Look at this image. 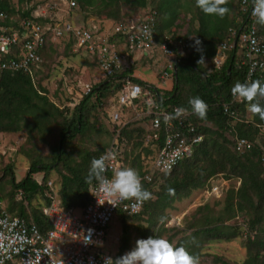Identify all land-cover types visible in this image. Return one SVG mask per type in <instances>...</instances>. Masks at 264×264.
Segmentation results:
<instances>
[{
  "label": "trees",
  "instance_id": "1",
  "mask_svg": "<svg viewBox=\"0 0 264 264\" xmlns=\"http://www.w3.org/2000/svg\"><path fill=\"white\" fill-rule=\"evenodd\" d=\"M73 1L80 9L89 10L91 17H98V24H104L105 21L127 22L132 17H124L122 10L136 15L144 12L145 8L152 7L149 10L156 13L153 38L157 45L172 27L180 30L184 23L185 33H177L176 37L186 44L181 54H175L171 89L159 90L132 77L135 65L146 66L152 60V55L142 56L140 60L128 65L116 80L103 78L100 83L90 87L89 92L82 95L69 111L59 110L49 102L43 94L44 89L37 84L38 80V89L33 86L32 77L36 76L43 63L42 55L49 45L43 46L40 51V63L31 77L26 73L1 72L0 135L24 131L28 137L36 134L43 139L49 133L54 140L50 141L51 156L46 161L38 156H27V171L19 181L15 182L10 164L7 163L2 168V178L7 179L10 190L4 195L8 200L7 205L0 208V212L23 219L27 224L34 225L40 234H45L50 229V224L42 215V208L50 204V200L45 197L44 186L50 170L57 175V199L64 210L81 208L88 202V188L95 183H85L91 161L106 150L116 128L110 126L109 132H106L108 140L105 144L93 151L83 150L77 159L73 157L70 144L76 137L81 138L89 129L94 128V123L89 121L91 111L102 108L106 111L110 99L124 85L121 78L127 77L131 83L144 89L146 87L152 94L154 105L159 109L170 111L172 108H187L188 115L183 122L191 124L195 128L194 132L202 136V141L193 147L190 157L181 160L171 171L153 173L150 182H142L152 198L143 203L137 215L117 214L116 217L121 220L140 219L142 215H146L148 225L141 230L145 239L160 238V234L171 231L173 234L165 239L174 247H184L198 258L205 242H230L243 234L245 257L239 264H264V120L248 111L246 102L231 101V88L236 82L244 83L245 78V68L240 65L241 57L236 55V49L231 48L222 53V63L218 68L213 64L219 45L227 38L228 29L238 31L240 23L246 18V12L241 11L240 0H229L226 5L229 13L223 19L205 15L195 6V0ZM24 2L26 0L17 1L18 5ZM32 8L15 9L9 0H0V13L7 17L2 24L20 30L17 22L27 18ZM181 15L182 18L188 15L189 19L184 21L180 18ZM15 16L18 18H14ZM9 18H12L11 22ZM39 22L42 23V20ZM190 22H195L196 28ZM256 30L258 35L264 36V25L256 23ZM196 38L201 42L199 46L193 40ZM116 39L123 42L119 37ZM201 57L203 62L198 64ZM10 58L11 56H5L2 60ZM92 64L97 68L94 61ZM255 80L264 85V74L253 77L250 82ZM194 97L206 102V119L201 120L191 113L188 102ZM260 104L264 107V99L260 100ZM224 107L226 112L223 111ZM147 120V117L143 120L132 118L119 130L116 139L121 148L122 161L129 163V167L135 169L139 176L147 173L161 148L164 135L161 129L158 141L145 144L148 131L143 126L147 125ZM237 140H244L248 147L236 150ZM133 150L135 155H132ZM35 174H42L40 185L34 180ZM216 175L221 180L239 182L236 188H229L225 192L222 208L213 214L208 205H203L195 210L186 228L163 229L162 221L167 217L164 211L171 209L174 202L187 198L191 191L202 189ZM207 188L210 189V186ZM169 189H173L174 194H169ZM34 199L39 200L36 207L31 204ZM237 216L242 218L243 226L227 224ZM158 221L161 225L159 229L156 227ZM120 253L118 250L113 259L119 257ZM210 264L238 263L211 256Z\"/></svg>",
  "mask_w": 264,
  "mask_h": 264
},
{
  "label": "built area",
  "instance_id": "2",
  "mask_svg": "<svg viewBox=\"0 0 264 264\" xmlns=\"http://www.w3.org/2000/svg\"><path fill=\"white\" fill-rule=\"evenodd\" d=\"M64 5L66 10L75 6L72 1ZM240 7L242 12H246V18L240 23L238 31L228 29L227 38L219 45L213 64L218 68L222 63V53L235 48L236 55L241 57L240 65L245 68L244 82H250L253 77L264 74V36L256 33L252 0H240ZM33 8L27 18L17 22L20 30L5 27L2 23L7 17L0 13V73H26L31 77L40 63L41 48L64 39L69 43L72 54L91 57L103 78L116 80L134 61L159 53L167 63L158 77L172 79L175 54H181L186 44L170 30L157 45L153 38L156 13L151 10L141 17L113 23L106 28L92 23L86 27L71 26L62 16L47 13L55 9L53 6ZM8 20L11 22L12 18ZM5 56L11 58L3 61ZM121 79L124 85L110 99L105 111L109 125L116 128L102 153L116 154L105 175L111 179L114 172L123 167L121 148L116 139L119 130L129 121L128 113H131L130 120L148 118L145 144L158 141L161 129L164 133L161 148L151 166L147 173L140 176L142 182H150L153 173L169 172L181 160L190 157L193 147L202 141V136L194 132L191 124H184L188 113L174 118L177 108L170 111L159 109L146 87L131 83L127 77ZM89 90L90 87L83 86L78 102ZM230 98L239 102L231 92ZM223 111L226 112V107ZM244 147H248L247 143L237 140L235 149L239 151ZM34 180L40 185L42 176ZM44 186L45 197L50 204L42 208V215L50 224V229L42 235L34 225L0 212V264H104L106 257L113 258L105 250L110 222L117 214L137 215L143 205L134 206V201H124L113 207L94 183L88 188V202L83 207L64 210L52 184L45 182ZM222 190L217 185H211L209 193L219 197Z\"/></svg>",
  "mask_w": 264,
  "mask_h": 264
},
{
  "label": "rangeland",
  "instance_id": "3",
  "mask_svg": "<svg viewBox=\"0 0 264 264\" xmlns=\"http://www.w3.org/2000/svg\"><path fill=\"white\" fill-rule=\"evenodd\" d=\"M17 1L18 0H9L15 9H22L30 6L34 7L33 9H35L36 6L44 8H46V5L53 6L55 9L49 12L47 11V13L62 16V18H64L71 26L84 27L90 23L94 25L99 23L98 17H91L89 10H82L76 4H74L75 6L72 9L66 10V4L64 5V3L68 1L75 2L73 0H26V2H24L25 4L22 3L19 5ZM149 9H152V7L145 8L144 12L141 11L136 15L133 12H127L124 10H122V13L124 17L135 18L141 17L143 13H146ZM14 18H18V16H15ZM180 18L185 21V18H182V15ZM105 22L106 23L104 24L100 22L99 25L109 28L113 24L111 21ZM190 25L196 28L195 22H190ZM181 27L180 30L174 28L171 31H173L174 35L177 33L183 35L186 31V26L183 23ZM66 45L68 46L69 44H67L64 39H61L47 47V51L42 55L43 63L39 67L36 76L32 77V81L33 86L36 89H38L37 84L40 88L44 89L43 94L47 100L53 103V105L59 110L68 109L70 111L72 107L78 103V95H80L81 90H83V86L87 85L88 87H92L93 85L100 83L103 77L98 69L92 64L93 61L91 60V57L88 56L87 58L74 55L70 52V47L68 46V48H66ZM42 50L43 48H41V51ZM156 58H158V61ZM155 59L152 58L154 61L151 60L150 64L146 66L135 65V69H133L131 75L133 78L141 80L147 85L168 89L169 82L159 83L156 79L159 71L164 67L163 62L166 63V59L162 61V56L159 53L156 54ZM36 80L39 81L37 84ZM131 117L132 114L128 113L127 118L130 120ZM89 121L94 123V128L89 129L81 138L76 137L70 144L75 159L82 154L83 150L93 151L99 146L105 144L108 140L106 132H109L110 125L105 116L104 109L102 108V110L99 109L98 111L97 109H93ZM52 139L54 140L51 135L49 136V133L44 135L43 139H40L36 134H32L31 137H28L24 131L11 135H0L1 209L5 208L7 205L8 200L4 195L10 190L7 179L5 180V177L2 178V168L7 163L10 164L15 182L19 181L27 171L29 164L27 156H38L45 161L51 156L49 145ZM132 155H135L134 150ZM40 176H42V174H35V179H39ZM47 176L46 182H50L57 193V175L53 170H50ZM221 179L222 178L219 175L211 177L208 180L207 185L202 189L193 190L187 198L174 202L171 209L164 211V214L167 215V217L162 221L163 229L167 230L173 228L182 230L183 228H186L190 223L191 216L194 215L195 210L203 205H208L213 214L219 211L222 208L225 192L229 188H236L239 185L238 181H226ZM211 185H217L221 189L223 188L222 194L219 197H215L213 194L209 193V188H207V186ZM38 203L39 200L37 199H34L31 202L34 207H36ZM146 218V215H142L140 219L126 218L121 220L118 217L113 218L107 229L110 237L105 243L106 252L110 256H114L117 251L120 250L121 253L119 256H122L131 251L136 246L137 240L145 239L141 230L143 231L148 225ZM196 218H198V215ZM242 221V218L237 216L227 224L233 223L243 226ZM160 226V221H158L156 227L159 229ZM171 234H173L171 231L166 234H160V238L165 239ZM177 236L179 235L177 234ZM243 237L242 234L230 242H205L200 250L201 256L199 257V263L210 264L211 256H217L228 262L239 264L245 257Z\"/></svg>",
  "mask_w": 264,
  "mask_h": 264
},
{
  "label": "clouds",
  "instance_id": "4",
  "mask_svg": "<svg viewBox=\"0 0 264 264\" xmlns=\"http://www.w3.org/2000/svg\"><path fill=\"white\" fill-rule=\"evenodd\" d=\"M229 0H195V6L205 15L216 16L223 19L228 13L229 8L226 6ZM253 16L256 23L264 25V0H252ZM196 45L200 41L193 39ZM200 50L199 48L197 49ZM203 62V57L198 64ZM231 94L234 99L246 102L248 111L258 115L264 120V107L261 106L260 100L264 99V85L259 80L252 82H236L231 88ZM191 113L199 119H206L207 104L199 97L189 100ZM187 108H179L175 112L177 118L188 112ZM116 158V154L108 152L102 154L99 158H93L85 177V183H96L98 191L103 193L107 203L114 207L117 203L124 201H134V206L150 200L152 194L144 189L138 172L130 167H124L114 172L109 179L105 173L110 162ZM169 194H174L173 189L168 190ZM104 264H199V258L189 253L184 247H174L172 243L163 238L148 237L139 239L136 246L129 252L115 259L106 257Z\"/></svg>",
  "mask_w": 264,
  "mask_h": 264
},
{
  "label": "crops",
  "instance_id": "5",
  "mask_svg": "<svg viewBox=\"0 0 264 264\" xmlns=\"http://www.w3.org/2000/svg\"><path fill=\"white\" fill-rule=\"evenodd\" d=\"M189 19V16L187 15L186 17H185V20L187 21ZM172 29H174L173 27H172ZM171 29V30H172ZM155 57H156V54H153L152 55V58H154L155 59ZM157 59V61H158V58H156ZM155 59V60H156ZM162 61H164L165 60V58L164 57H162V59H161ZM152 61H154V60H152ZM161 61V62H162ZM166 63H167V60H166ZM166 63H164L163 62V65L165 66V64ZM173 74H174V71H173ZM157 80H158V82L159 83H162V82H169V88L168 89H165V88H160V87H157V86H153L154 88H157V89H159V90H170L171 89V85H172V79H160L158 76H157V78H156ZM166 80V81H165ZM141 81V80H140ZM143 129L146 131L147 130V125L146 126H143ZM124 167H129V163H125L124 164V162H123V167L122 168H124ZM141 176V175H140ZM110 237V235H109V233H108V230H107V239Z\"/></svg>",
  "mask_w": 264,
  "mask_h": 264
},
{
  "label": "water",
  "instance_id": "6",
  "mask_svg": "<svg viewBox=\"0 0 264 264\" xmlns=\"http://www.w3.org/2000/svg\"><path fill=\"white\" fill-rule=\"evenodd\" d=\"M174 72H175V69H174Z\"/></svg>",
  "mask_w": 264,
  "mask_h": 264
}]
</instances>
